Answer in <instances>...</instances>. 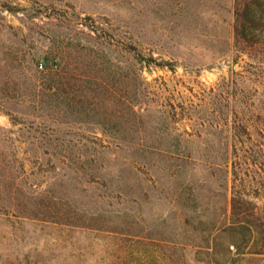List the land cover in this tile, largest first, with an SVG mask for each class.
<instances>
[{
  "label": "rangeland",
  "instance_id": "1",
  "mask_svg": "<svg viewBox=\"0 0 264 264\" xmlns=\"http://www.w3.org/2000/svg\"><path fill=\"white\" fill-rule=\"evenodd\" d=\"M235 12L0 0V264H264V56Z\"/></svg>",
  "mask_w": 264,
  "mask_h": 264
},
{
  "label": "trees",
  "instance_id": "2",
  "mask_svg": "<svg viewBox=\"0 0 264 264\" xmlns=\"http://www.w3.org/2000/svg\"><path fill=\"white\" fill-rule=\"evenodd\" d=\"M90 21V22H88ZM81 26L86 27L93 38L101 40L104 38V30L96 25V21L87 16ZM68 42L79 43L82 40L67 37ZM233 45L239 54L255 53L257 56H264V0H236V12L234 23V41ZM64 59V52L55 55H45L39 67L47 73L49 77L57 74V68L60 67ZM154 58H150L153 61ZM259 59V58H258ZM262 59H259V62ZM264 63V61H263ZM150 65V62H147Z\"/></svg>",
  "mask_w": 264,
  "mask_h": 264
}]
</instances>
